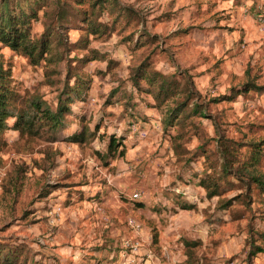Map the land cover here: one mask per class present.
Returning <instances> with one entry per match:
<instances>
[{"label": "rangeland", "instance_id": "374dc122", "mask_svg": "<svg viewBox=\"0 0 264 264\" xmlns=\"http://www.w3.org/2000/svg\"><path fill=\"white\" fill-rule=\"evenodd\" d=\"M4 6L27 15L31 39L49 32L36 66L0 44L12 88L55 108L86 75L71 110L93 136L1 135L0 264H264V251L249 255L264 249V195L251 186L247 201L222 176L216 146L218 136L241 144L237 166L258 148L264 176V0H0V15ZM142 62L174 74L175 97L158 105L144 80L134 87ZM187 95L195 101L170 119ZM110 136L123 156L108 154Z\"/></svg>", "mask_w": 264, "mask_h": 264}, {"label": "trees", "instance_id": "16d2710c", "mask_svg": "<svg viewBox=\"0 0 264 264\" xmlns=\"http://www.w3.org/2000/svg\"><path fill=\"white\" fill-rule=\"evenodd\" d=\"M4 8L6 12L0 15V44L3 47L10 48L14 52L20 53L28 60L30 65H38L50 49L49 42L46 38L49 33L47 32L48 29L46 28V33L44 32V35L40 39L33 40L30 38L28 28L25 25L27 15L22 12L21 17L12 16L9 8L7 6H4ZM73 70L77 71L76 73L81 71L78 66H75ZM141 80L145 81L149 93H152L158 105H162L166 100L175 97L179 85L174 74L164 75L156 70H150L147 63L144 62L139 65L131 78L136 88L139 87ZM74 83V87H69L68 81L66 82V85L57 96L55 108H51L37 94H33L27 98L15 92L11 86V69L9 66H4L2 57L0 56V137L5 131L12 129L17 131L20 137L39 138L45 136L46 142H54L58 139L57 135L60 133V137L64 141L79 145L84 144L86 138L93 136V133L90 132L89 135L87 134L89 130L83 125L84 116L72 112L71 105L76 101H83L85 99L84 96L88 91L90 80H87L86 75H76ZM246 86L248 89H254L256 91L262 89L254 84H246ZM189 100L195 101L191 95H187L184 101L176 102L178 108L171 110L169 118L177 117L182 110L188 108L190 103L187 102ZM190 110L189 113L193 115L201 116L203 113L196 104H193V108ZM186 116H188L187 113L184 114V117ZM67 117H73L78 120L82 124H80V129L78 127H71L65 120ZM182 120L183 118L179 122ZM97 129L98 127H96V131ZM68 130H71V132L67 133ZM240 145L232 140L219 136L216 139V146L221 157L220 167L222 176L231 175L235 177L237 182L242 184L244 188L243 194L247 195L244 198L249 201L248 199L251 197V186L260 195H264V176L256 172L255 165L259 154L258 148L250 152L251 156L246 165L237 166L236 153L241 147ZM4 146L5 143L0 141V151ZM119 147L122 148L118 151ZM107 152L112 157L115 155L121 157L124 153V147L118 139L110 136ZM208 188L209 185H206L207 190ZM213 195L214 192L208 193V197H212ZM133 207L135 206L133 205ZM250 249L249 255L253 256L264 251L260 246L251 245ZM2 263L15 264L12 262Z\"/></svg>", "mask_w": 264, "mask_h": 264}, {"label": "built area", "instance_id": "2783aa9c", "mask_svg": "<svg viewBox=\"0 0 264 264\" xmlns=\"http://www.w3.org/2000/svg\"><path fill=\"white\" fill-rule=\"evenodd\" d=\"M258 21L260 22V23H263V20H261L260 18H258ZM146 135V133L145 132H140L139 133V136L140 137H144ZM0 180H1V178H0ZM138 199H139V194H137L136 192L135 193H133L131 196H130V200L131 201H138ZM128 225L129 226H131V227H135V224L132 222V220H128ZM125 245H128V242H125L124 243ZM132 245V244H131ZM136 246H137V244L135 245V247L134 248H136ZM133 250V249H132ZM135 251V250H134ZM149 256H150V254H147V258H149ZM147 258H146V260H147ZM144 262V261H143Z\"/></svg>", "mask_w": 264, "mask_h": 264}, {"label": "crops", "instance_id": "0c3cea01", "mask_svg": "<svg viewBox=\"0 0 264 264\" xmlns=\"http://www.w3.org/2000/svg\"><path fill=\"white\" fill-rule=\"evenodd\" d=\"M128 169H129V168H128ZM127 174H130V171H128Z\"/></svg>", "mask_w": 264, "mask_h": 264}]
</instances>
